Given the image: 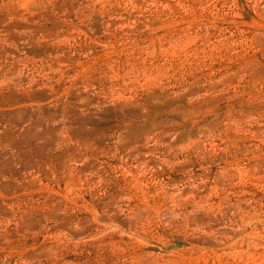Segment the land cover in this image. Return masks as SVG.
I'll return each mask as SVG.
<instances>
[{"label":"rangeland","instance_id":"rangeland-1","mask_svg":"<svg viewBox=\"0 0 264 264\" xmlns=\"http://www.w3.org/2000/svg\"><path fill=\"white\" fill-rule=\"evenodd\" d=\"M0 264H264V0H0Z\"/></svg>","mask_w":264,"mask_h":264}]
</instances>
